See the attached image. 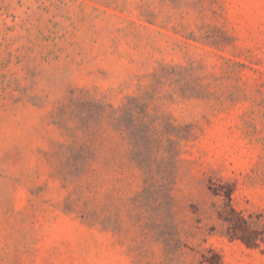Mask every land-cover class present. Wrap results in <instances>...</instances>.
I'll return each instance as SVG.
<instances>
[{
  "label": "rangeland",
  "instance_id": "obj_1",
  "mask_svg": "<svg viewBox=\"0 0 264 264\" xmlns=\"http://www.w3.org/2000/svg\"><path fill=\"white\" fill-rule=\"evenodd\" d=\"M260 239L264 0H0V264H264Z\"/></svg>",
  "mask_w": 264,
  "mask_h": 264
},
{
  "label": "trees",
  "instance_id": "obj_2",
  "mask_svg": "<svg viewBox=\"0 0 264 264\" xmlns=\"http://www.w3.org/2000/svg\"><path fill=\"white\" fill-rule=\"evenodd\" d=\"M243 223L242 225H239L241 227V235L240 238L242 240V242H244L248 247H251L252 244H255V241L258 239V233L257 231H253V236H252V232L250 233L249 228L245 225L246 223L243 221L241 222ZM261 241H264V239H260Z\"/></svg>",
  "mask_w": 264,
  "mask_h": 264
}]
</instances>
